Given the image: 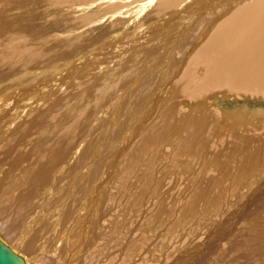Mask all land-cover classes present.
Returning a JSON list of instances; mask_svg holds the SVG:
<instances>
[{"label": "rangeland", "instance_id": "obj_1", "mask_svg": "<svg viewBox=\"0 0 264 264\" xmlns=\"http://www.w3.org/2000/svg\"><path fill=\"white\" fill-rule=\"evenodd\" d=\"M261 1L0 0V237L26 264H264V70L211 62Z\"/></svg>", "mask_w": 264, "mask_h": 264}, {"label": "bare ground", "instance_id": "obj_2", "mask_svg": "<svg viewBox=\"0 0 264 264\" xmlns=\"http://www.w3.org/2000/svg\"><path fill=\"white\" fill-rule=\"evenodd\" d=\"M263 3L264 0L258 3L255 7L249 8L250 9L249 12H244L242 16L238 18H234V20L229 21V23L227 22V24L229 25L226 24L227 30L222 32L221 37L223 38H221V41L217 43L215 39L217 44L214 46V50L216 53L212 54V58H211V62L213 63L214 66L216 67L222 66L223 68L225 67L226 69H230V70H234L235 72H238L240 68L242 70H245L246 67L248 68L249 66L250 68V65L253 64L254 66L252 65L253 66L252 68L255 67L257 70H262V71L264 70V4ZM232 28L235 29L231 31ZM262 32L263 35L260 34ZM208 45L211 44L208 43ZM209 48L211 49V47ZM249 57H250V61H249L250 63H248V61H243L245 59H248ZM201 61H204L202 56L198 58L197 63ZM236 61L239 62L241 61V64L243 65L241 67H238V65L230 64L231 62H236ZM215 62H217L218 64L215 65L214 64ZM216 67L214 68V70L218 71ZM207 68L208 66H206L204 70L207 71ZM259 73H261V71ZM263 76L260 75L259 77H262L263 79L264 78ZM186 80L187 79H185V81ZM258 90L260 91V89ZM261 91L262 92L264 91V87L261 89Z\"/></svg>", "mask_w": 264, "mask_h": 264}, {"label": "water", "instance_id": "obj_3", "mask_svg": "<svg viewBox=\"0 0 264 264\" xmlns=\"http://www.w3.org/2000/svg\"><path fill=\"white\" fill-rule=\"evenodd\" d=\"M0 264H25V259L0 237Z\"/></svg>", "mask_w": 264, "mask_h": 264}]
</instances>
